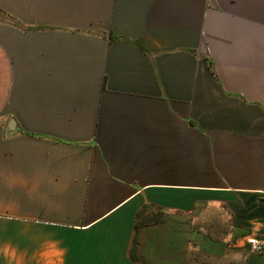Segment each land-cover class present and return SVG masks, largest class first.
Masks as SVG:
<instances>
[{
	"label": "crops",
	"instance_id": "obj_1",
	"mask_svg": "<svg viewBox=\"0 0 264 264\" xmlns=\"http://www.w3.org/2000/svg\"><path fill=\"white\" fill-rule=\"evenodd\" d=\"M0 11V264H264V0Z\"/></svg>",
	"mask_w": 264,
	"mask_h": 264
},
{
	"label": "rangeland",
	"instance_id": "obj_2",
	"mask_svg": "<svg viewBox=\"0 0 264 264\" xmlns=\"http://www.w3.org/2000/svg\"><path fill=\"white\" fill-rule=\"evenodd\" d=\"M5 19V16L0 11V20ZM208 217V216H207ZM209 220L198 223L203 226L210 237L203 239L204 245L211 248H225L226 246L244 244L248 246V239L245 242L233 241L230 238L235 223L221 220L224 216L212 215ZM197 224V223H196ZM224 251V250H222ZM245 255L242 253H235L232 251H225L220 255H212L206 253H194L190 264H243Z\"/></svg>",
	"mask_w": 264,
	"mask_h": 264
},
{
	"label": "built area",
	"instance_id": "obj_3",
	"mask_svg": "<svg viewBox=\"0 0 264 264\" xmlns=\"http://www.w3.org/2000/svg\"><path fill=\"white\" fill-rule=\"evenodd\" d=\"M248 246L251 252L264 256V239L249 238Z\"/></svg>",
	"mask_w": 264,
	"mask_h": 264
}]
</instances>
